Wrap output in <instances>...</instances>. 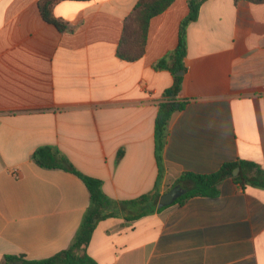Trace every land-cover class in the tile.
Masks as SVG:
<instances>
[{"label": "crops", "instance_id": "1", "mask_svg": "<svg viewBox=\"0 0 264 264\" xmlns=\"http://www.w3.org/2000/svg\"><path fill=\"white\" fill-rule=\"evenodd\" d=\"M38 2L0 0V264L68 248L90 205L81 179L34 162L40 147L58 148L115 201L156 183L161 197L181 175L225 163L264 169V3L207 0L188 26L177 96L185 106L170 119L159 177L155 119L173 75L153 66L177 47L188 0L151 20L134 62L117 46L138 0L61 2L55 15L72 32L44 21ZM147 206L100 222L88 255L97 264H264V189L227 178L215 197L158 201L132 220Z\"/></svg>", "mask_w": 264, "mask_h": 264}, {"label": "trees", "instance_id": "2", "mask_svg": "<svg viewBox=\"0 0 264 264\" xmlns=\"http://www.w3.org/2000/svg\"><path fill=\"white\" fill-rule=\"evenodd\" d=\"M90 2L91 0H39L38 8L44 21L56 27L60 32H72L73 26L55 15L54 8L61 2ZM176 0H138L129 16L125 19L121 37L117 46V56L126 62H134L143 57L147 45L150 22L166 11ZM207 0H188V14L181 20L178 30V45L154 64L156 70H167L173 75V84L163 93L164 102L159 106L155 119V157L159 177L163 173L162 152L166 144L169 122L172 115L183 110L185 103L177 100L181 90L182 76L185 71L183 59L187 52V28L198 19L200 7ZM262 4L264 0H234ZM122 152L118 154V159ZM34 162L46 169H60L74 174L82 180L90 195V205L70 246L57 254L42 260H29L25 256L6 255L3 264H97L87 253L88 246L97 225L109 217H116L119 209L148 203L144 211L134 213L132 220L155 212L160 192L156 183L149 193L128 201H115L103 191V181L80 172L56 147H40L33 154ZM239 168L237 176H233ZM158 177V181H159ZM232 178L243 190L248 188L264 189V169L252 162L239 161L223 164L216 172L208 175L185 173L175 182L180 195L173 203L182 204L193 197H215L221 183ZM140 210V208H138Z\"/></svg>", "mask_w": 264, "mask_h": 264}, {"label": "water", "instance_id": "3", "mask_svg": "<svg viewBox=\"0 0 264 264\" xmlns=\"http://www.w3.org/2000/svg\"><path fill=\"white\" fill-rule=\"evenodd\" d=\"M182 71L178 73L179 76H182ZM239 172V168H236L233 176H236ZM180 189L178 187H174L171 189L169 192L166 194L162 195L159 199V205L164 206V205H169L174 202V200L180 195Z\"/></svg>", "mask_w": 264, "mask_h": 264}]
</instances>
